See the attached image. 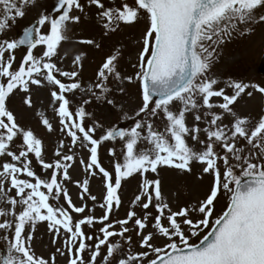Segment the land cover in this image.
Returning <instances> with one entry per match:
<instances>
[{"label": "snow or ice", "instance_id": "obj_1", "mask_svg": "<svg viewBox=\"0 0 264 264\" xmlns=\"http://www.w3.org/2000/svg\"><path fill=\"white\" fill-rule=\"evenodd\" d=\"M36 3L37 0H0V34L17 18H23L26 9ZM87 3L99 10L97 15L106 30L105 35L117 31L121 25H133L142 17L147 22L138 62L133 65L138 68L135 75H121L117 50L102 62L95 84L100 94L93 92L97 100H106L108 105L116 107L117 101L107 98L112 91L108 87L110 77L121 84L125 80L138 81L141 105L135 115L140 119L135 120L129 130L110 127L99 138H94L97 128L103 125L86 126L85 108L81 106L75 113L70 108L66 93L81 89L76 81L79 73L75 69L62 70L54 58L62 41L68 39V25L81 21L80 15L73 14L74 11L84 13L81 0H56L52 12L41 13L36 24L23 29L18 39L0 40V78H4L0 80V157L17 162L0 165V199L11 205V213L0 208V216L11 214L13 217L0 222V230H12L7 254L0 255V264H55L54 255L38 257L31 249L33 235L27 229L34 231L39 222H47L53 243L63 232L66 251L61 248L56 251L70 256L68 264H98V257L102 264H264V116L253 124L232 108L242 94L253 95L251 91L246 92L247 89L264 94V87L229 82L228 87L234 91L228 94L223 87L215 89L218 80L208 75L219 55L218 48L226 38L230 40L237 32L245 35L253 30L252 25L264 23V14H259L264 12V0H132V4L125 0L116 7L106 6L104 0H87ZM241 25L245 26L243 30ZM46 26L45 33L42 30ZM80 42L100 47L92 39ZM39 46L44 50L36 55ZM21 48L25 54L18 68H14L15 52ZM81 59L78 55L73 63L82 67ZM57 74L73 82L64 83ZM31 86H52L50 95L60 118V132L70 138L72 147L79 143L87 149V161L79 160L85 165V172L95 176L93 170H98L102 174L106 195L99 205L104 210L101 217L87 214L94 210L83 203L84 194L94 202L97 200V196L90 193L88 179L76 182L83 190L79 206L65 187V182L72 179L69 170L76 158L63 153L64 141H60L55 151V162H45L42 140L31 129L20 126L7 106L13 94L17 91L28 94ZM88 91H92L91 86ZM119 91L123 93L124 88ZM198 97L202 103L198 102ZM213 98H222V102L214 103ZM177 102L182 107L177 108ZM24 103L31 106V97L27 96ZM87 103L89 101L85 100L84 104ZM201 107L207 109L203 118H210L208 126H188L186 114L193 110L199 112ZM217 108L222 112L213 111ZM225 114L233 118L230 125L223 123ZM40 115L47 131H55L43 113ZM161 117L166 122L162 132L156 130L153 123L154 118ZM194 119L199 122L202 115L196 114ZM201 132L206 134V139H200ZM188 137L203 145V149L190 146ZM117 139L123 142L124 161L115 164L113 177L101 165L99 148L103 142ZM240 141L245 144L240 146ZM142 142L149 147L138 149ZM72 147L68 148L69 152ZM30 154L43 170H52L50 178L42 179L37 175ZM109 154L115 155V150L110 149ZM194 162L203 165V174L213 177L208 193L196 205L173 211L164 202L161 180L149 179L147 174H158L162 167L191 173ZM134 174L144 177L140 193L132 201L133 207L139 206L142 214L129 210L125 218L116 219L114 224L110 217L121 206L118 193L122 181ZM21 176L33 178L34 182ZM6 181L10 182L8 188ZM12 190L15 197L8 195ZM222 191L230 194L227 210L213 219L215 202ZM61 199L66 201L67 207L59 203ZM17 205L21 209L18 212ZM150 207L155 209V215L149 211ZM73 214L81 215L77 218ZM96 223L101 225L102 238H94L84 230ZM117 225L119 231L113 230ZM149 227L153 231L145 233ZM205 229L208 231L200 238ZM129 232H135L143 251L132 254L129 247L125 253L120 243L110 241L119 237L130 246L133 238L127 235ZM192 237L199 238V242L190 243ZM158 238H164L165 243H154ZM94 239V245L86 242ZM102 245L106 246L103 256ZM88 250L90 258L85 260L83 254Z\"/></svg>", "mask_w": 264, "mask_h": 264}, {"label": "rangeland", "instance_id": "obj_2", "mask_svg": "<svg viewBox=\"0 0 264 264\" xmlns=\"http://www.w3.org/2000/svg\"><path fill=\"white\" fill-rule=\"evenodd\" d=\"M56 0H37L34 7H28L26 9V15L23 18H17L11 27L6 30L3 34H0V40L3 39H18L20 32L26 26L37 22L39 15L41 13H51ZM106 6L116 7L124 3L125 0H104ZM129 4H132V0H127ZM81 3L85 6L84 13H79L74 11V15H80L81 21L79 23H72L68 25V39L62 41L58 48V56L54 58L57 66L65 71L76 70L79 75L76 81L80 83L81 89L75 90V93H66L67 98L70 100V108L75 113L79 107H84L86 110L85 125L88 127L93 126L95 123L103 125L102 128H97L94 138H99L108 128L118 127L124 124L127 128L131 129L134 126V122L139 117H136L135 113L138 111L141 105V94L138 81H133L129 83L127 80L121 84L119 81H115L110 77L108 82V87L112 91L108 94V99H114L117 101L116 107L108 105L106 100H97L96 95L100 94V90L95 88L97 81V72L102 65V62L110 54H115L119 50L120 57L118 63V70L121 72L122 76L132 75L138 71V68L133 67L137 64L138 53L142 48V36L147 27L146 20L142 17L137 23L133 25H121L117 31L108 32L105 35V29L102 27V22L98 18V9L95 6H90L87 0H81ZM259 14H264L261 12ZM240 28L243 30L244 25ZM253 30L245 35L233 33L231 39L226 38V42L218 48V57L215 59L208 75L212 78L218 80V84L215 85V89L223 87L228 94H232L233 89L228 87L229 82H241L249 84H259L264 87V80L259 78H253L251 76L252 69L261 63L264 55V24L259 23L252 25ZM45 33L47 32V26L43 29ZM92 39L100 47L97 48L95 44L88 45L83 44L80 41ZM44 50L43 46H39L35 50V54L39 55ZM25 54L24 49H19L15 52L16 61L14 68H18L21 62L22 56ZM80 55L82 57L81 64L82 67L77 66L73 63L75 57ZM57 78L61 79L64 83H72L73 81L68 80L66 77H60L57 74ZM4 78H0L3 80ZM91 86L92 91H88ZM120 88H124V92L119 91ZM53 90L52 86L36 87L31 86L30 92L25 94L23 92L17 91L13 94L8 102L7 106L14 113L17 122L20 126L25 129H31L37 138H40L43 142V155L44 160L47 163H54L57 157L55 156V151L59 146L61 140L64 141L66 147L63 149L64 154H72L75 156V163L73 168L69 170L71 181L65 182V187L68 189L73 202L78 206L81 205V200L79 196L83 193L82 188L78 187L77 181L82 182L84 179L89 180V188L91 195L97 196V200L94 202L88 198V194L85 195V200L83 203L87 204V208L91 211L87 214H92L99 218L103 215L104 210L99 207L100 203L103 202V197L106 195L105 181L101 173L98 170H93L96 172L95 176L89 175L85 172V165L79 163L80 159H88V151L82 148L79 143L75 147H72L71 140L64 133L60 132L59 116L54 111L52 98L50 91ZM58 90V89H55ZM251 91L253 95L251 97L247 96L246 93L242 94L235 105L232 106L233 110L240 117H247L252 121L253 124L257 123L261 116H264V94L257 92L253 88L246 90ZM27 96L31 97V106L24 103ZM198 102L200 98L198 97ZM87 100L89 103L84 104ZM212 102L220 103L222 98H213ZM177 108L182 107L181 104L177 102ZM207 111L201 107L199 112L193 110L186 114V123L188 126H199L201 128L207 127V119L203 118V113ZM216 112H222L220 109H213ZM47 118L53 125L55 131L48 132L45 126L42 124V117ZM196 114L202 115V120L197 122L194 119ZM232 117L225 114L224 124H231ZM154 127L158 131H163L166 125L164 119L154 118ZM146 135V132L143 133ZM200 139H206V134L200 133ZM19 140L16 141L18 145ZM187 143L190 146H194L197 150H202L203 145L196 144L191 140L190 137L187 138ZM245 144L244 141H240V146ZM72 147V151L69 152L68 148ZM149 147L146 143L142 142L138 145V149ZM114 149L115 155H110L109 150ZM221 151L220 148L216 149ZM29 158L32 160L33 170L42 179L50 178L52 170H43L42 167L36 162L33 155L30 154ZM99 158L101 165L109 171L113 177L115 175V164L123 163V142L120 140L115 141H105L100 145L99 148ZM4 162H13L8 157H0V165ZM17 163V162H13ZM72 163V162H69ZM19 166V164H18ZM203 165L199 163L192 164L191 173H187L182 170L162 167L158 169L157 173H148L147 178L149 179H159L162 182V195L164 202L168 203L173 211L179 210L180 207L193 206L196 205L199 200H202L208 193V189L213 181V177L208 174L202 173ZM221 171H223V164L221 162ZM2 170V169H0ZM238 171V170H237ZM20 178L29 179L34 182L33 178H28L26 176H21ZM62 179V177H61ZM144 177L139 174H134L132 177L126 178L122 181L121 189L119 190V195L121 197V206L119 209L115 210L110 219L115 224L116 219H123L126 217V213L129 210H135L138 214L141 213L139 206L133 207L132 201L135 196L140 193V184L143 182ZM6 188L10 187V182H5ZM234 187V185H231ZM44 190V189H41ZM9 197H15V190L8 193ZM230 194H225L223 191L219 195L217 201L215 202L214 217L220 216L225 210L229 203ZM18 199V198H17ZM55 204V201H51ZM64 207H67L66 201L63 199L59 202ZM155 203V201H154ZM0 208H5L11 213V205L4 203L0 199ZM20 206L17 205L16 211L18 212ZM149 211L156 214L155 209L150 207ZM74 217H79L81 214H73ZM194 216L196 214H193ZM4 219H13L11 214L4 217L0 216V222ZM151 223V221H150ZM101 225L96 223L94 227H85V232L88 235H92L94 238L96 236H101L99 232ZM131 227V225H130ZM185 230L187 226H184ZM113 230L119 231V226L117 225ZM30 234L33 235L31 240V249L34 254L38 257L51 258L55 256V264H68L69 255H61L56 251L57 248H61L62 251H66L64 245V234L62 232L61 237L53 243V233L49 231L47 227V222L37 223L35 230L27 229ZM153 231L151 227L145 230ZM208 231L205 229L201 233V237ZM12 230H0V255L4 251L7 252L9 241L11 239ZM127 235L132 236L133 240L130 246L127 245V241L119 237L110 238L113 243H120L124 247L125 253L129 251V247L132 254L143 251L139 247V238L136 236L135 232H129ZM7 238V239H6ZM90 245L95 244V239L93 241H86ZM199 238L192 237L190 243H198ZM154 243L163 245L165 243L164 238H158ZM106 254V246H101V255ZM84 259L88 260L90 258V250L86 251L84 254ZM98 264H102L101 257L97 258Z\"/></svg>", "mask_w": 264, "mask_h": 264}, {"label": "water", "instance_id": "obj_3", "mask_svg": "<svg viewBox=\"0 0 264 264\" xmlns=\"http://www.w3.org/2000/svg\"><path fill=\"white\" fill-rule=\"evenodd\" d=\"M258 73L261 74V75H264V62L261 65V67L258 69ZM120 128H123L124 129L123 126H121Z\"/></svg>", "mask_w": 264, "mask_h": 264}]
</instances>
